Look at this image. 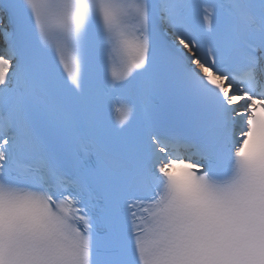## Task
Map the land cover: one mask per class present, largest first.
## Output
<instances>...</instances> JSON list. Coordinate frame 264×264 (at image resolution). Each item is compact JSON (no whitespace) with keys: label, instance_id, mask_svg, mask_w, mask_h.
Here are the masks:
<instances>
[{"label":"snow or ice","instance_id":"snow-or-ice-1","mask_svg":"<svg viewBox=\"0 0 264 264\" xmlns=\"http://www.w3.org/2000/svg\"><path fill=\"white\" fill-rule=\"evenodd\" d=\"M0 264H264V0H0Z\"/></svg>","mask_w":264,"mask_h":264}]
</instances>
